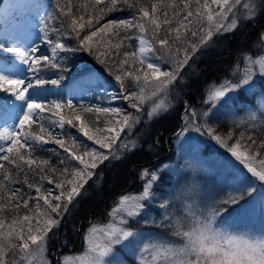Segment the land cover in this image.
Returning a JSON list of instances; mask_svg holds the SVG:
<instances>
[{"label": "snow or ice", "instance_id": "snow-or-ice-1", "mask_svg": "<svg viewBox=\"0 0 264 264\" xmlns=\"http://www.w3.org/2000/svg\"><path fill=\"white\" fill-rule=\"evenodd\" d=\"M240 3L241 0H171L167 3L164 0H81L73 5L71 0L63 4L57 0L59 16L49 14L38 22V39L47 45L48 54L42 53L35 41L0 39V54H11L0 55V141L4 142L0 143V264H24V261L49 264L44 258L49 233L55 236L53 229L60 226L69 206L81 195L98 165L110 155L115 158L113 152L106 154L99 149L111 150L121 133L125 129L131 131L140 121L141 105L148 98L146 88L156 96L166 93L169 86L178 87L183 72L191 69L198 52L212 46L214 37L238 28L234 9ZM121 5L135 10L131 19H113L97 26L107 13L117 11ZM243 6L250 7L248 4ZM39 7L30 0H11L0 4V17L16 18ZM229 14L232 18L225 23ZM259 14L264 15V0ZM59 17L64 19L58 26L49 24L50 20ZM132 30L139 33L138 51H124L120 58V49L124 41L132 39ZM72 39L77 41L75 46L69 42ZM101 44L107 46L103 51ZM77 51H87L103 66L89 68L85 65L77 72L74 83L81 96L103 88L105 99L100 104L74 103L75 97L48 98L56 95L67 79L65 74L69 70L65 61L68 57L64 54ZM246 59L243 74L213 88L201 110L191 106L185 109L184 124L177 133L179 137L186 131L195 130L226 149V161L238 177L236 185L229 186L232 191L225 193L229 205H239L245 195L254 198L257 181L264 189V158L257 160L260 150L264 149V129H261L259 142L249 135L248 143H242L245 140L242 133L234 143H229L233 133L228 131L222 135L211 123L220 117L247 111V123L255 126L259 120L264 124V85L257 87V79L264 77L257 76L252 68L259 64V72L264 74V58ZM163 65H171V69L165 70ZM110 78L118 85L111 93L104 87L111 83ZM119 100L128 101V107L135 109V113L116 106ZM242 102L244 106L238 107ZM159 107L163 104L153 107L147 115L151 117ZM45 113L51 114L47 117V126L42 115ZM101 115L107 119L100 120ZM232 123L236 125L240 121ZM65 125L76 129L86 140L73 136V147L68 148L63 138L57 139L50 131L55 127L64 129ZM50 141L69 153L70 159L78 161L79 166L58 170L50 166L47 159L34 156L37 145L42 147ZM88 141L98 145L99 149L90 146ZM3 162H7L8 167ZM167 167L164 165L165 169ZM49 173L56 178H50ZM166 175V171L158 169L144 172L147 179L142 194L124 195L119 200L120 206L113 209L115 222L105 229L92 227L89 230L87 252L77 258L79 264H130V261L131 264H157L161 258L164 264H264V231L258 235L226 234L214 227V212L200 211L194 204H184L175 213L165 214L164 222L179 238V246L151 244L139 247L141 234L133 229L132 225L138 222L133 218H144L148 203L155 198L153 186L161 190L160 184ZM45 180L54 188H45ZM17 184L26 185L27 190L34 189L36 197L23 187H15ZM241 186H244L243 192H240ZM55 190H59L58 194H54ZM30 201L34 203L30 205ZM13 202L15 207H12ZM171 206L168 201H162L160 205L163 209ZM227 211L225 208L223 213ZM137 255L139 259L135 258ZM64 264L74 262L65 258Z\"/></svg>", "mask_w": 264, "mask_h": 264}, {"label": "rangeland", "instance_id": "rangeland-1", "mask_svg": "<svg viewBox=\"0 0 264 264\" xmlns=\"http://www.w3.org/2000/svg\"><path fill=\"white\" fill-rule=\"evenodd\" d=\"M8 2H11V0H2L0 4ZM30 2L40 5V7L29 9L22 14H19L16 18L0 17V39H7L10 42H15L17 39H19L24 43L35 41V44L39 45L41 52L48 54L50 51L49 48L38 39V36L40 35L38 31V22L46 15H56L54 11V0H52V2H48L47 0H30ZM245 4L250 5V7L245 8L243 6ZM256 4V0H241V3L234 9V11L237 13V23L242 17L246 15L250 17L254 16L257 13ZM231 18V14H229V20H226L225 23H228ZM55 23H57V19L49 21L50 25ZM138 48L139 41L137 39V51ZM0 55L11 56V54ZM149 55H151V53H149ZM246 58H251L252 60L264 58V35L262 44L257 47L252 54L246 56L242 63H238L237 66L235 65V67L232 68V70H230L225 76H222L218 82L214 81V83L208 85L204 100L207 98V95L213 88L219 87L226 80L232 81L235 80L237 76L242 75L247 64ZM72 67L81 70L84 65L82 61L76 60ZM163 68L165 70H170L171 65H163ZM252 68L257 76L264 77V74L259 72V64L253 65ZM75 78L77 77H74L69 85H63V87H66L67 90V99H73V97H75L74 103L79 102L86 105H97L101 103V100L105 99L103 88H101L99 92H90L87 95L81 96V94H79L74 88ZM262 79L264 78L257 79V85L258 81ZM100 83L103 84V80H101ZM104 87H107L110 93L118 89V85L112 80L110 84H105ZM170 87L171 86L168 87L166 93H157L156 96L151 95L150 88L145 89V95L148 96V98L145 99L144 103L141 105L142 112L140 113V121L133 126L131 131L125 129V131L121 133L120 139L117 140L116 144L113 145L111 150L99 149V146L93 145V142L91 141H88L87 143L90 146H95L97 149L105 152L106 154L109 151L113 152L115 154V158L121 157L129 151L137 149L139 147L138 141L140 140L139 137L140 132H142L141 129H146L153 119L165 114L168 110L173 108L174 103L172 102L169 94ZM136 90L139 91V89ZM57 95L58 94L50 95L48 98L57 99L59 98ZM204 100L198 105V107L192 108L201 110L204 107ZM161 103L163 104V107L157 108L156 112L151 117H149L147 114L152 112L153 107ZM116 106L126 108L128 111L133 113L136 111L135 109L128 107V101L119 100L116 102ZM183 106L184 112L185 109L190 106V104L183 101ZM243 106V102L238 105V107ZM184 113L181 116L180 130L184 124ZM246 117L247 111H241L238 114H230L229 116L220 117L219 120L227 121L229 123H232V121H240L238 124L256 129H264V124H260L259 120L256 122V125L253 126L252 124L247 123ZM116 119H119V117ZM116 119L113 120V124L116 123ZM180 130L177 133H180ZM61 131H63V129L56 127V129L53 130V136H55L57 139L63 138ZM177 133L171 139L174 153H168L166 155H162L161 157H156L150 164L144 166L140 174V184H142V188L139 191H128L123 194L118 199L117 203L112 207L107 218L85 225L83 231L80 233L81 236L75 245L64 243L63 248L60 249V251H54L53 254H50V238L46 241L44 258L48 260L49 264H53L54 261H58V264H64L65 258L73 261L74 264H79L77 258L83 257L87 252L89 230L92 227L105 229L109 224L115 222L116 218L112 215L113 209L120 206L119 200L124 195L139 196L142 194L143 185L147 179V177L144 176V172L149 169H158V171L168 172L169 176L164 179L166 181H170V183L166 184L165 182H161V190H157L156 186L154 185L152 191L155 194V198L152 199L150 203H148V211L146 215L144 218L136 217L133 219L137 221L141 220L152 225L156 224L163 227H170L164 222L166 212L175 213L176 210L184 204H194L200 211L214 212L217 214L214 211V206H218V204L222 202L223 199L224 201L226 200L225 193L232 191L231 187L229 186L236 185L238 180L235 170L226 161V149L222 148L215 141H212L208 136L204 135L203 133H198L195 130L186 131L179 137H177ZM71 135L72 137L75 136L78 139L86 140V138L82 137V135L79 134L76 129L72 130ZM0 143L4 142L0 141ZM133 144L135 145L134 147L132 146ZM122 145H128V147L125 148L122 147ZM208 145H210V147L213 149L211 153L213 157L210 155L205 156L204 150ZM109 157L113 158L111 155ZM169 157L173 158V160H168ZM193 157L195 159H193ZM162 159H165V161L159 163V161ZM164 165H167L168 167L165 169ZM256 166L258 167V164ZM260 183L261 182L257 181L255 184L257 193L254 198H249L247 195H245L244 199L239 205L228 204V210L233 211L230 216H226L227 213L224 214L223 211L219 213V215L215 216L213 225L217 230L229 235H241L244 233L258 235L264 231V195H261V193L264 192V189L260 187ZM58 191L59 190H55L54 194H58ZM243 191L244 186H241L240 192ZM162 201H168L172 206L168 209H163L160 207ZM42 203L43 202H41V204ZM12 207H15V202H13ZM21 214H23V210ZM133 229L141 234L142 244L139 246L141 248L145 245L151 244H167L170 247L179 246L177 243L174 244L175 242H178L179 238L172 239L152 229ZM18 248L19 244H17V249ZM135 258L139 259L138 255L135 256ZM147 258L151 260V256H148ZM162 261L163 259L161 258L157 261V264H161ZM24 264H27V261H24Z\"/></svg>", "mask_w": 264, "mask_h": 264}, {"label": "trees", "instance_id": "trees-1", "mask_svg": "<svg viewBox=\"0 0 264 264\" xmlns=\"http://www.w3.org/2000/svg\"><path fill=\"white\" fill-rule=\"evenodd\" d=\"M47 1L52 2V0ZM256 1L257 13L254 16L250 17L246 15L242 17L238 22L239 26L236 30L214 37L215 42L212 46L198 52L194 58V63L190 61L192 67L190 70H185L183 72V79L180 81V85L178 87L173 85L169 89L170 97L174 103L173 108L168 110L165 114L153 119L146 129H141L142 132H140V140L138 141L139 147L125 153L121 157H109L108 160L98 165L93 177L88 180L84 190H82L81 195L69 206V212L62 218L60 226L53 229L55 236H53L52 232L49 233L50 254H53L54 251H60L64 243L75 245L85 225L107 218L112 207L126 192L139 191L142 188V184H140V174L144 166L150 164L156 157L174 153L171 139L180 130L181 116L185 112H183V101L190 104L191 107H198L205 98V93L209 84L214 83V81L218 82L222 76H225L235 65L237 66L238 63H242L246 56L252 54L256 48L262 44L264 35V15L259 14L262 7V0ZM66 2L67 0H60L62 4ZM71 2L73 5H77L81 0H71ZM151 2H158V0H151ZM164 2H171V0H164ZM54 5L56 16H59L57 0H54ZM73 11L75 12V8ZM134 11V9H129L121 5L117 11L107 13L100 21V25L97 26H102L113 19H131V13ZM168 11L171 16V10L169 9ZM61 19H64V17H59L57 23L53 24V26H58ZM83 34L84 33H82V35ZM131 34L132 39L124 41L120 49V58H123L122 53L124 51H137V37L139 33L136 30H132ZM54 35L55 34H53V36ZM121 35H123V33H121ZM65 40L67 41V38H65ZM69 42L73 46L77 44L75 39ZM95 46L94 44V47ZM100 47L103 51L107 46L101 44ZM156 47L159 46L156 45ZM64 55L68 57L65 63L69 70L65 74L67 79L64 81V86L69 85L74 77H77V72L79 70L72 67L76 60L82 61L83 65L89 68L103 67L97 63L87 51H77ZM105 75H107L106 72ZM52 77L55 76L53 75ZM112 81L116 83L114 80ZM261 85H264V79L258 81L257 87L259 88ZM66 91V87L61 88L58 92L59 98L65 99L64 96ZM66 111L67 110H65V112ZM50 115V113L44 114L46 126L47 117ZM53 119H58V117H53ZM105 119H107V117L103 115L100 116V120ZM211 123L213 126L219 128L222 135L228 131L233 133V140L229 141V143H234L236 139L240 138L242 133L245 137L242 143L245 144L248 143L246 138L249 135L256 138L258 142L261 138V129L248 127L242 124L233 125V123L222 120H213ZM54 129H56V127L50 128V131L53 132ZM72 130L73 128L65 125L63 131H61L65 144L70 149L73 147ZM54 149L55 151H53ZM212 151L213 149L210 145L206 146L204 150L205 156L210 155L213 157L211 154ZM77 154H79V152ZM34 156L40 159H47L50 166L58 170L65 167L71 169L72 167L79 166L78 161L70 159L69 153L65 152V150L55 144L54 141H50L42 147L37 145V151L34 153ZM261 158H264V149L260 150L257 160ZM61 160L64 161L63 164H61ZM168 160H173V158L169 157ZM163 161H165V159L160 160L159 163ZM3 163L8 167L7 162ZM29 175L31 176V173H29ZM48 175L50 178H56L55 175L51 173ZM168 176L169 173L167 172L165 178ZM19 178L22 180L23 176L21 175ZM36 179L38 180V177ZM162 182L166 184L170 183V181H166L165 179ZM43 183L45 188L54 187V185H49L47 180ZM15 187H23L25 191H30V195L33 198L36 197L35 190H27L26 185L22 186L17 184ZM33 203L34 201H30V205ZM225 208L228 209V204L226 200L224 201L223 199L218 206H214V211L217 213L216 215H219ZM232 213V210H228L226 216H230ZM132 227L136 229H152L169 238L178 239V237L173 234L171 227H163L156 224L152 225L141 220L134 223ZM176 243L177 242L174 244ZM161 264H164V262L162 261Z\"/></svg>", "mask_w": 264, "mask_h": 264}]
</instances>
